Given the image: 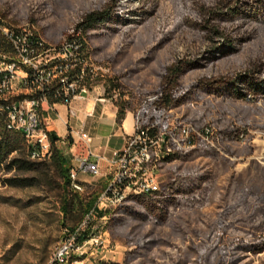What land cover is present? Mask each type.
Here are the masks:
<instances>
[{"label": "rangeland", "instance_id": "rangeland-1", "mask_svg": "<svg viewBox=\"0 0 264 264\" xmlns=\"http://www.w3.org/2000/svg\"><path fill=\"white\" fill-rule=\"evenodd\" d=\"M111 1L0 0V18L28 24L45 45L56 46L85 14ZM201 3L119 0L114 15L85 37L81 54L92 76L89 89L99 87L125 112H138L143 124L154 118L167 134L189 132L154 173L160 189L181 192L169 219L157 225L118 218L113 211L120 205L98 203L78 238L84 245L62 264H264V89L255 94L248 88L251 75L264 81V0L243 3L233 24L222 19L220 30L230 43L199 27ZM178 61L191 62L180 76L179 93L204 78L232 82L231 90L156 112L154 92L165 68ZM67 142L55 141L51 151L71 156L72 140ZM8 175L0 173V181ZM37 175L41 181L32 187L0 182V264H58V246L85 217L82 205L97 202L106 186L96 177L83 183L81 193L70 189L75 202L64 213L57 174ZM94 236L97 242L90 241Z\"/></svg>", "mask_w": 264, "mask_h": 264}, {"label": "built area", "instance_id": "built-area-1", "mask_svg": "<svg viewBox=\"0 0 264 264\" xmlns=\"http://www.w3.org/2000/svg\"><path fill=\"white\" fill-rule=\"evenodd\" d=\"M83 65L76 38H72V45L65 51H48L41 44L29 43L21 30L0 33V117L4 126L15 125L24 131L25 138L30 139L29 159L45 160L51 155L50 134L42 118L44 108L51 109L55 104L50 100L69 106L73 100L87 96V80L92 76ZM13 81L23 82V90L13 89ZM31 92H38V99H31ZM3 97H12V104H3ZM69 111L74 114L71 109ZM152 127H144L137 112L132 133L109 160L93 153L85 135L81 131L77 133L79 140L86 145V157H76L73 146H70L76 165L68 170L69 187H73L75 193L83 192L85 186L79 181V174L92 178L98 176L100 161L105 160L112 167V173L93 208L58 246V253L53 258L56 263L66 262L71 252L84 245L78 243V238L90 224L98 203L110 205L123 201L127 189H147L151 193V186H159L154 177L157 169L154 157L166 159L174 146H180L178 137L187 136L189 131L182 128L175 135L167 134L168 130L152 131ZM89 156H95L96 162H90ZM98 239L99 236H94L90 241L97 242Z\"/></svg>", "mask_w": 264, "mask_h": 264}, {"label": "trees", "instance_id": "trees-1", "mask_svg": "<svg viewBox=\"0 0 264 264\" xmlns=\"http://www.w3.org/2000/svg\"><path fill=\"white\" fill-rule=\"evenodd\" d=\"M118 1L119 0H112L101 10L91 11L85 14L80 22L76 24L75 29L71 33L72 35L70 34L67 38H76L78 41H82L81 43L84 48V41L88 32L100 29V27L114 15ZM246 1L247 0H202V3L196 10V16L200 23L199 27L203 31L223 38V42L230 43L231 40L229 38H224L225 35L220 30L222 19H230V24H233L237 16L241 17L239 9ZM238 22L240 25L244 23V21L241 20H238ZM190 65L191 62L178 61L165 68L160 86L154 92L156 97L151 101V106L156 112L168 111L181 106L190 107L192 103H197L199 100L207 97L213 90H217L218 94L224 93V90H231L232 82L226 83L222 80L204 78L190 85L182 93H179L180 76L186 69L190 68ZM261 71L262 67L258 65L256 67V72L261 73ZM248 88L249 91L257 94L260 89H264V81H259L251 75L249 76ZM225 94H228L229 97L233 95L242 97L239 93L233 94L231 92H225ZM50 102L59 103V101L52 100H50ZM114 105L117 107L116 123L120 124L125 115V108L117 104ZM156 121V119L151 118L149 123L143 124V126H153L152 131H155L157 130ZM224 129L228 130L229 126H224ZM49 134L51 144H53L55 141L52 140L51 136L55 133L49 131ZM68 138L70 137L68 136ZM28 154L27 144L22 133L7 130L4 126L3 118L0 117V173L2 175L11 173L1 179L0 182L2 185L15 188L32 187L39 184L41 181L39 178L40 176L37 175L39 171L52 170L57 174L60 181L59 187L62 192L61 210L67 213L75 202V196L71 194L70 189L72 190V188L69 187L68 170L70 165L66 158L57 150L51 151L50 157L45 160L29 159ZM180 193L181 192L177 189L175 190L172 187H167L147 194H131L129 198H126L119 204L120 206L113 211V215H117L116 217L118 218H136L140 221L161 225L173 214ZM94 203L95 201L92 200L82 205L83 215L89 213ZM97 213L99 216L103 215L100 211ZM71 231H73V229ZM244 248L248 247L245 246ZM131 253L135 254L136 251H132Z\"/></svg>", "mask_w": 264, "mask_h": 264}, {"label": "crops", "instance_id": "crops-1", "mask_svg": "<svg viewBox=\"0 0 264 264\" xmlns=\"http://www.w3.org/2000/svg\"><path fill=\"white\" fill-rule=\"evenodd\" d=\"M44 109L42 118L46 122V129L54 132L58 137L57 141L62 144L68 143L67 139L72 140L70 146H73V154L80 158L86 157V145L79 140L77 136L79 131L87 138L92 152L103 155L107 160L112 157L114 151L123 147L125 138L133 131V114L126 111L121 123L117 124V107L102 97L99 87L90 88L84 99L73 100L69 106L55 103L51 109L46 107ZM69 109L73 111V115ZM70 155L64 157L66 160L70 158V165L75 166L71 152ZM88 160L96 162L95 156H89ZM99 167L100 174L96 177L101 185H105L112 173V167L105 160L99 162ZM78 177L82 183H90L96 178L89 177L87 180L84 177L80 178V174Z\"/></svg>", "mask_w": 264, "mask_h": 264}, {"label": "bare ground", "instance_id": "bare-ground-1", "mask_svg": "<svg viewBox=\"0 0 264 264\" xmlns=\"http://www.w3.org/2000/svg\"><path fill=\"white\" fill-rule=\"evenodd\" d=\"M10 30H21V31L25 32V34H26V36H27V38L29 40V43L41 44V46H44L45 49H47L48 51H65V49L68 46L72 45V38H70V39L67 38L59 45H56V46H51V45L49 46L48 45L47 46V45H45L43 43V40L36 34L35 31L32 30V28L28 24L11 25V24H8L4 19L0 18V33L10 32ZM77 42H78V47H79V53H81L82 48H83V46H82L83 44L81 43L82 41H78L77 40ZM13 89H15V90H23V82H21V81H13ZM31 99H38V92H31ZM3 104H12V97H3ZM6 129L9 130V131L21 132L23 137H24V139H25V141H26L27 150L29 152L30 139L29 138H25L24 131H22L21 129L16 128L15 125H7ZM32 160H35V159H32ZM161 160H163L162 157H154V165L158 166V164H159V162ZM71 188L74 191V188L73 187H71ZM159 189H160L159 186H151V192H156ZM147 193H150L147 189H127L126 192L123 193V201L131 194L139 195V194H147ZM123 201H115V203H110V205L111 206H116V205L121 204ZM57 253H58V251H57Z\"/></svg>", "mask_w": 264, "mask_h": 264}, {"label": "water", "instance_id": "water-1", "mask_svg": "<svg viewBox=\"0 0 264 264\" xmlns=\"http://www.w3.org/2000/svg\"><path fill=\"white\" fill-rule=\"evenodd\" d=\"M44 125H46V122L44 121ZM52 140L53 141H57L58 140V137L55 135V134H52Z\"/></svg>", "mask_w": 264, "mask_h": 264}]
</instances>
